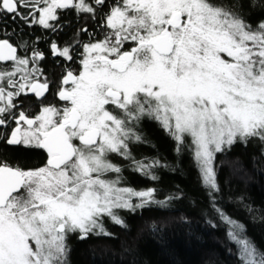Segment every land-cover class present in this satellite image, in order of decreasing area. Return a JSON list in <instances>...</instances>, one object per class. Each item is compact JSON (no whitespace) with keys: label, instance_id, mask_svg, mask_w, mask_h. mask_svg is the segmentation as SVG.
Returning a JSON list of instances; mask_svg holds the SVG:
<instances>
[{"label":"snow or ice","instance_id":"6c2138e0","mask_svg":"<svg viewBox=\"0 0 264 264\" xmlns=\"http://www.w3.org/2000/svg\"><path fill=\"white\" fill-rule=\"evenodd\" d=\"M105 3L0 0V62L9 65L0 67V149L46 154L36 168L0 159V264H68L69 234L111 235L103 217L123 227L116 209L155 202L154 189L120 186L122 168L110 159L130 160L157 179L159 161H137L130 150L143 142L144 118L178 145L191 137L201 180L212 191L215 153L237 142L264 143V19L252 25L246 14L264 11V0H114L100 20L102 37L81 45L78 74L69 69L60 78L56 96L65 104L41 103L29 114L20 98L41 99L50 90L41 68L46 54L38 37L25 41L23 33L13 41L8 22L56 30L58 10L95 20ZM50 53L73 60L71 46L56 41ZM228 222L243 264H264V253L239 237L243 226Z\"/></svg>","mask_w":264,"mask_h":264},{"label":"trees","instance_id":"16d2710c","mask_svg":"<svg viewBox=\"0 0 264 264\" xmlns=\"http://www.w3.org/2000/svg\"><path fill=\"white\" fill-rule=\"evenodd\" d=\"M246 14L252 25L264 19L260 7ZM138 131L143 142L130 144L132 157L159 161L152 169L157 179L137 172L130 160H112L122 168L121 186L154 189L155 202L135 211L116 209L123 227L103 217L111 235L91 234L80 240L79 233L69 234L68 264H243L240 245L229 235L234 230L229 220L243 226V231L236 230L241 239L264 253V143L237 142L215 153L217 190L212 191L201 180L190 137L178 145L148 118ZM7 154L25 168L37 167L31 165L33 152L11 148ZM133 203L139 200L133 198Z\"/></svg>","mask_w":264,"mask_h":264},{"label":"flooded vegetation","instance_id":"af4514ba","mask_svg":"<svg viewBox=\"0 0 264 264\" xmlns=\"http://www.w3.org/2000/svg\"><path fill=\"white\" fill-rule=\"evenodd\" d=\"M114 0H106L103 8H99L96 12V19L93 20L90 14L77 15L75 9L58 10L59 13V25L56 30L44 29L39 25H34L32 28H28L22 24L19 20L13 24L8 22L9 34L15 32L12 36L13 41H19L23 33V39L25 41L37 40L39 38L36 47L46 54V58L41 63V68L44 72V77L47 78L50 90L45 94L44 98L38 99L33 95H29L27 98L21 97L23 101L22 107L26 108L29 114H33L39 111L41 103L54 104L57 107H62L65 102L60 101L56 96V92L59 87L60 78L67 70L71 69L77 74L79 72L81 58L80 54L83 51L81 45L88 42L90 37L100 38L102 37V26L100 24L101 17L108 11L109 6ZM87 28V33L81 32L80 29ZM52 41H56L60 47L71 46L73 60L67 61L63 57H54L50 53V44ZM8 64L0 62V67H8ZM44 77H41L43 79ZM70 87V85H69ZM5 129H0V133L5 132ZM11 150V148H9ZM0 149V159L7 160L8 163L25 168L27 165L17 161L8 159L7 149ZM23 150V149H22ZM34 153L35 161L31 163L32 166L40 167L46 159V154L42 150L34 149L27 150ZM7 154V155H6Z\"/></svg>","mask_w":264,"mask_h":264},{"label":"rangeland","instance_id":"374dc122","mask_svg":"<svg viewBox=\"0 0 264 264\" xmlns=\"http://www.w3.org/2000/svg\"><path fill=\"white\" fill-rule=\"evenodd\" d=\"M190 139H191V137H190ZM191 143H192V141H191ZM192 150H193V155H194V146H193V144H192ZM117 155H115V154H112L111 156H110V159L112 160V158L113 157H116ZM117 157H119V156H117ZM120 159H122L121 157H119ZM195 158V157H194ZM196 160V159H195ZM112 162H114L113 160H112ZM197 162V161H196ZM197 165H198V163H197ZM199 166V165H198ZM200 168V167H199ZM121 186V185H120ZM123 187V186H122Z\"/></svg>","mask_w":264,"mask_h":264}]
</instances>
